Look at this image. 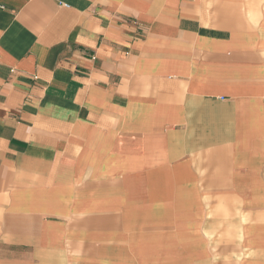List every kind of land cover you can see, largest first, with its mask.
Returning a JSON list of instances; mask_svg holds the SVG:
<instances>
[{"label":"crops","instance_id":"obj_1","mask_svg":"<svg viewBox=\"0 0 264 264\" xmlns=\"http://www.w3.org/2000/svg\"><path fill=\"white\" fill-rule=\"evenodd\" d=\"M0 264H264V0H0Z\"/></svg>","mask_w":264,"mask_h":264}]
</instances>
